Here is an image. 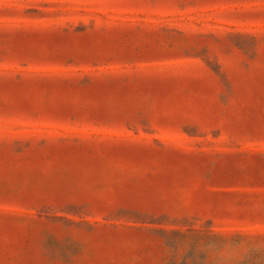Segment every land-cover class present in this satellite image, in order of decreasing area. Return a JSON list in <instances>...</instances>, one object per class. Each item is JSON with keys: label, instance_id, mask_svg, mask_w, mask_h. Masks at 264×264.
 <instances>
[{"label": "rangeland", "instance_id": "1", "mask_svg": "<svg viewBox=\"0 0 264 264\" xmlns=\"http://www.w3.org/2000/svg\"><path fill=\"white\" fill-rule=\"evenodd\" d=\"M0 264H264V0H0Z\"/></svg>", "mask_w": 264, "mask_h": 264}]
</instances>
